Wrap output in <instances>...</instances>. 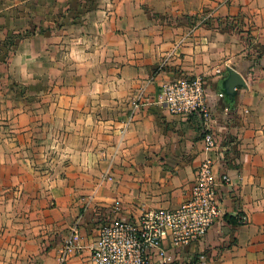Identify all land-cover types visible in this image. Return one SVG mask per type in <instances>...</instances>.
I'll list each match as a JSON object with an SVG mask.
<instances>
[{
  "label": "crops",
  "instance_id": "obj_1",
  "mask_svg": "<svg viewBox=\"0 0 264 264\" xmlns=\"http://www.w3.org/2000/svg\"><path fill=\"white\" fill-rule=\"evenodd\" d=\"M10 44L0 76L21 87L0 94V264H58L75 220L84 244L69 264H93L100 223L178 206L204 124L160 94L195 75L231 182L224 214L175 258L264 264V0H0V51Z\"/></svg>",
  "mask_w": 264,
  "mask_h": 264
},
{
  "label": "built area",
  "instance_id": "obj_2",
  "mask_svg": "<svg viewBox=\"0 0 264 264\" xmlns=\"http://www.w3.org/2000/svg\"><path fill=\"white\" fill-rule=\"evenodd\" d=\"M160 97L172 114H201L203 150L207 154L196 169L187 197L178 206H141L136 220L117 215L100 223L91 247L93 264H216L204 252L184 262L175 258L177 248L204 241L224 214L219 187L231 182L229 173L217 164V160L224 158V150L214 133L213 108L205 78L181 76L163 84ZM133 104L138 107L139 100L135 99ZM236 218L239 223L249 221L246 213H237ZM80 227V220H75L59 249L58 264H69L70 258L83 247ZM167 242L170 247L165 245ZM153 250H157L158 261L152 259Z\"/></svg>",
  "mask_w": 264,
  "mask_h": 264
},
{
  "label": "rangeland",
  "instance_id": "obj_3",
  "mask_svg": "<svg viewBox=\"0 0 264 264\" xmlns=\"http://www.w3.org/2000/svg\"><path fill=\"white\" fill-rule=\"evenodd\" d=\"M12 43H13V41H12ZM13 50H14V48H13L12 44H10L8 46V50L7 51H5V50L3 52L0 51V59L3 58L4 61L6 62L7 61V58L9 56H11ZM63 69H65V68H63ZM58 77H59V79H58L57 85H59V87H60V85H61V83H60L61 82V78L63 77V75H61V72H59ZM4 79H5V75L3 77L0 76V90H1V93L0 94H17V91H15L16 90L15 87H19L20 84H17L15 82L14 85H13L12 81L5 82ZM5 83H7V84H5ZM3 84H5V85H3ZM11 89H14V91H11ZM41 94H43V93H41ZM55 94H63V93L60 92V91H56Z\"/></svg>",
  "mask_w": 264,
  "mask_h": 264
},
{
  "label": "water",
  "instance_id": "obj_4",
  "mask_svg": "<svg viewBox=\"0 0 264 264\" xmlns=\"http://www.w3.org/2000/svg\"><path fill=\"white\" fill-rule=\"evenodd\" d=\"M230 72L235 76V81L233 83V86L238 83H245L244 79L242 78L239 71H237L235 68H231Z\"/></svg>",
  "mask_w": 264,
  "mask_h": 264
},
{
  "label": "trees",
  "instance_id": "obj_5",
  "mask_svg": "<svg viewBox=\"0 0 264 264\" xmlns=\"http://www.w3.org/2000/svg\"><path fill=\"white\" fill-rule=\"evenodd\" d=\"M12 42V41H11Z\"/></svg>",
  "mask_w": 264,
  "mask_h": 264
}]
</instances>
